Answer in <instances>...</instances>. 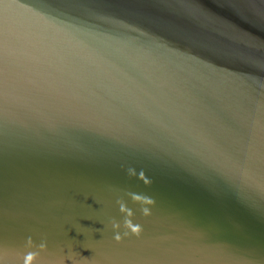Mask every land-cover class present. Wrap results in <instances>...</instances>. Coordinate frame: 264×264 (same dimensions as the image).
<instances>
[{
	"label": "water",
	"instance_id": "1",
	"mask_svg": "<svg viewBox=\"0 0 264 264\" xmlns=\"http://www.w3.org/2000/svg\"><path fill=\"white\" fill-rule=\"evenodd\" d=\"M29 253L264 264V0H0V264Z\"/></svg>",
	"mask_w": 264,
	"mask_h": 264
},
{
	"label": "clouds",
	"instance_id": "2",
	"mask_svg": "<svg viewBox=\"0 0 264 264\" xmlns=\"http://www.w3.org/2000/svg\"><path fill=\"white\" fill-rule=\"evenodd\" d=\"M122 207V210H123V206H121ZM134 231H138V229H133ZM120 236L117 234L116 235V237H115V239L116 240H120ZM29 242L31 243V240H29ZM41 247H43V245H41ZM33 258H34V254H32V253H29L28 255H27V257H26V259H25V264H30V262L33 260Z\"/></svg>",
	"mask_w": 264,
	"mask_h": 264
}]
</instances>
